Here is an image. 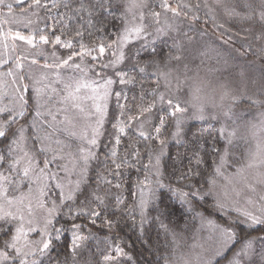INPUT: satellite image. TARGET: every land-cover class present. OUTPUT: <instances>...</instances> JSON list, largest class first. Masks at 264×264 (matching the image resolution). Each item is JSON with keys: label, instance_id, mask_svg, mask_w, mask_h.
Here are the masks:
<instances>
[{"label": "snow or ice", "instance_id": "1", "mask_svg": "<svg viewBox=\"0 0 264 264\" xmlns=\"http://www.w3.org/2000/svg\"><path fill=\"white\" fill-rule=\"evenodd\" d=\"M15 3L19 8L18 13L12 3L0 0V6L8 10V18L0 19V46L7 50L0 52V69H3L0 71V264H121L124 258L132 261L131 255L125 251L127 242L124 246L113 244L112 234L124 222L123 213H129L134 220L135 210L127 205L123 209L117 207L110 217L107 211L109 205L98 192L99 184L122 188V183L113 184V180L108 177H120L124 166L134 167L129 153L139 163L141 146L147 150L148 163L143 169H136L144 173V179L134 184V188L140 193L139 229L143 234L150 203L144 197L145 187H170L163 182L165 173L161 163L165 154L166 134L174 129L171 136L176 139L181 135L185 120L207 118L200 96L206 82L198 77H189L186 73L172 75L171 72L158 70L156 85L149 90L153 99L144 100V89L141 86L140 102L128 105L121 103L122 99L127 98L120 92H111V85L115 81L103 73L106 69H115L124 61L123 47L133 36L149 43L157 39L172 40L170 50L159 53V60L153 58L146 61L140 67V72L152 65L159 69L161 62L167 67L173 60L180 61L183 44L173 33L179 32V21L189 20V13H192L189 23L199 20L196 11L201 5H192L186 0H156L154 4L150 0H126L121 5L124 8L120 17L124 25L123 35L107 45L101 42L91 47L81 39L78 41L79 50L61 56L57 54L55 46L72 49V39L62 40L61 35L64 33L56 35L55 26L52 28V40L49 35L30 27L35 23L33 16L38 17L41 9L49 10L47 0H15ZM74 4L77 6L74 7ZM113 6V0H52L53 8L59 10L62 7L66 10L60 13L63 19L77 17L84 21V24L72 30V34L79 38H83L88 28L104 32L107 27L105 12L110 11ZM203 6L208 7L207 3ZM242 8L244 19L255 20L264 28V0H244ZM233 11L235 15H241ZM13 24L22 25L29 29V33L25 35L14 29L11 27ZM150 27L153 28L152 31H149ZM184 36L188 42L193 39L188 33H184ZM149 37L152 41H149ZM261 38H264V32L261 33ZM17 41L27 47L21 48ZM49 44L53 46L51 54L43 48ZM106 48L118 49V52H111L114 59L108 63L100 61L99 56L92 55L93 52H98L102 56ZM261 51L264 52V49ZM86 55L93 64L85 65ZM41 59L44 60L43 64ZM32 66L41 69L39 75L31 71ZM89 73L103 79V84H99L97 79L89 78ZM117 75L121 77V84L134 83L132 79L125 80L122 72ZM160 78L164 79L166 91H158ZM252 83L242 80L235 86L220 85L216 96L212 98V107L217 113L211 118H223L218 137L213 138L212 144L213 152L219 157L218 162H212V168L218 175L223 176L222 169L233 167L230 149L238 136L239 125H232L251 117L252 120L245 123L244 127L253 135L257 129L264 132V82L259 84L260 90L255 98L248 95V88ZM182 89L185 91L183 100L176 95ZM113 95L116 97L117 114L113 117L112 127L116 129V134L104 145L108 151L101 159L98 150L101 147L108 101ZM133 100L135 101V97ZM245 104L249 107L244 108ZM252 108L257 111L253 113ZM190 109L194 111L190 113ZM93 118L94 123H88ZM133 124L136 125L135 132L139 133L138 139L128 137V144L123 149V155H120L121 136L127 137L125 130ZM149 124L150 131L146 129ZM218 138L224 139L222 147L216 146ZM153 140L158 141L159 151L150 146L149 142ZM202 140L207 143V138L202 134H193L192 143L197 152ZM139 141H143V145ZM203 162V158L197 156L196 163ZM94 165L99 177L97 189L85 195L87 175ZM53 167L57 171H53ZM61 172L65 174L63 178L59 175ZM148 172H151L153 179H149ZM73 174L79 178L75 181L67 180ZM194 175L198 173L188 169L181 174L180 179H189ZM225 179L229 183L237 180L252 195L245 197L244 206H240L239 201L235 200L227 205L236 213L235 217L225 212L223 223L208 221L213 232L218 234L215 255L223 256L231 250L228 264H264V247L259 250L256 247L257 243L264 245V233L257 236L251 234L255 231V226L264 225V145L257 144L254 151H248L234 176ZM211 183L214 185L215 180ZM187 187L192 189L191 193L182 189L174 190L185 202L190 194H199V189L194 185ZM53 190H57L54 199L51 198ZM152 191L149 188V192ZM233 191H236V195L240 194L235 187ZM129 192L135 194L132 187ZM227 195L226 192L225 198ZM115 199L117 204L123 203L121 197L117 196ZM216 206L222 210L226 203L218 200ZM37 208L42 210L39 215ZM117 213L120 215L117 216ZM198 215L203 216L202 213ZM161 227L169 235L174 248L180 249L179 233L169 230L164 224ZM93 228L105 233L107 248L97 246L90 249L87 242L100 239L92 231ZM115 239L120 238L116 236ZM166 264L212 262L197 253L194 258L190 256L185 259L180 255L176 260L168 259Z\"/></svg>", "mask_w": 264, "mask_h": 264}, {"label": "rangeland", "instance_id": "2", "mask_svg": "<svg viewBox=\"0 0 264 264\" xmlns=\"http://www.w3.org/2000/svg\"><path fill=\"white\" fill-rule=\"evenodd\" d=\"M230 0H219V3H217V0H186V2L191 3L192 5H195L199 3L201 7L196 11V14L199 16V20L195 21L194 23H189V20L191 18L192 13H189V20H182L179 21V32L173 33L174 36H176L177 40L183 44V50L180 53L182 56V59L180 61H172L168 63L167 67L162 68L161 71L165 72H171L172 75L176 74H182L186 73L189 77H198L201 80H204L206 82V86L204 87L203 91L200 93L201 96V102L205 105V115L206 119L204 120H198L194 119L195 121L201 123L200 127L197 128V133L202 134L204 137L207 138V143H205L203 140L202 146H207V152L212 149V144L214 143L215 136L218 133V130L221 127L223 118L220 119H212L211 117L213 115H216L217 110L212 107V98L216 96V91L219 90L220 85H231L235 86L239 84L242 80L245 82H253L250 84V87L248 88V95H252L254 98L256 97L257 93L259 92V84L264 82V61L261 59H257L253 54L254 50L252 49V45L249 43L250 41L245 38L246 30L247 28H239L238 20L234 19L235 22L233 24L229 23V18L232 16V13H234L233 10L236 12V7H233L231 3H229ZM6 3H12L16 4L15 0H5ZM59 2V0H57ZM151 3H155L156 0H150ZM49 10L45 11L41 9L39 11L38 17L33 16L32 19L35 21L30 27L37 29L43 34L49 35V39L52 40V28L55 26L56 35H61L63 32L64 35H61L62 40L66 39H72L73 40V48L67 49L62 47L61 45H56L55 49L57 51L58 55L66 56L72 51L79 50V43L82 39V42L86 45H89L91 47L93 44L98 43H104L101 37H95L93 34L89 35L86 34L89 32V30H85V34L83 38L75 37L74 34H72V30L76 27H80L81 24L79 23V18L73 17L70 19H63L60 16V13L66 11L62 7L57 10L56 8L52 7V0H47ZM126 0H121V4H125ZM207 3L208 7H204L203 5ZM74 7L77 5H73ZM123 8V7H122ZM16 12H19V8L16 10ZM124 12V8H123ZM8 18V10L7 8L0 6V19H7ZM131 18V14H129V19ZM171 22V21H170ZM121 25V24H120ZM223 25V27H220ZM8 26L6 25L5 28ZM14 29L20 30L23 34L27 35L29 33V29H25L22 25H11ZM123 28L124 25L122 24L119 26L118 30V36L123 35ZM153 28H149V31H152ZM184 33H188V35L192 36L193 39L191 42H188L186 37L184 36ZM229 37H231L229 39ZM149 41H152V38H148ZM160 39L154 40L152 42H156ZM112 41V40H111ZM109 42L104 43L107 45ZM136 41V42H135ZM172 44V40H167ZM217 41V42H216ZM227 41V42H226ZM140 43L141 46L148 44L149 42H145L143 39H136L134 36L129 39V41L125 44L123 47V52L125 54V59L122 63L116 66L115 69L109 68L106 69L103 73L104 76L111 78L115 83L111 85V92L114 94L116 92H120L123 97H126L127 99L121 100V103H127L128 105H131L133 102L139 103L140 102V93H141V86H143L144 89V100L145 101H151L153 99L152 96H150V93L148 97L146 96L147 90L152 88V86L156 85V81L154 80H144L143 77L133 75L130 73V60L132 59V54L134 53L131 50V54L129 51L128 46L130 43ZM135 42V43H134ZM150 42V43H152ZM149 43V44H150ZM218 43V45L222 46L224 51H226L227 56H224L225 58L223 60H213L212 58V52H213V45ZM17 44L23 47H27L26 45H23L22 42L17 41ZM211 45V48H208V46ZM43 48L47 49L48 53L51 54L53 50V46L51 44L44 45ZM113 50L118 49H107L105 53L100 56L98 52H93V56H99L100 61L104 63H108L110 60L114 59V57L111 55V52ZM19 51V49H18ZM0 52H7L6 49H4L2 46H0ZM175 55V53H173ZM256 60H253V59ZM79 58H77V61ZM85 65H91L94 62L91 60L90 57L87 55L84 58ZM258 61V62H257ZM44 63V60L41 59V64ZM259 65V66H258ZM187 66V67H185ZM27 62H26V68L25 71H27ZM99 70V69H97ZM0 71H3V69H0ZM31 71L39 75V72L41 69L38 66H32ZM118 72H122L124 74V79H132L134 83L132 84H121L119 83L120 76L117 75ZM89 78L97 79L99 84H103V79L96 77L94 73H89ZM171 79V77H169ZM181 79H183V76H181ZM151 81V83H149ZM25 83H28V81H24ZM164 79L160 78V89L159 91L163 92L166 91L164 87ZM174 86V82H173ZM101 93L103 89L100 90ZM176 95H179L181 99L183 100L185 98V91L182 89L179 93H176ZM135 97V101L133 98ZM116 99L115 95L111 96L108 101V109H107V116L104 121L103 125V136L106 131H109L110 133L113 132V134H116V129L112 127V124L114 123V119L111 120V115L114 117L117 114V108L116 113L111 112V105L113 103V100ZM218 101V97H217ZM102 103V102H101ZM91 105V102H89V106ZM244 108H248L249 106L247 104L243 105ZM240 109H237L239 111ZM94 111V109H93ZM194 111L193 109H190V113ZM251 111L255 113L257 109L252 108ZM153 116V122L155 116ZM95 118H93L92 121H89L88 123H94ZM249 120H252L251 117H248L247 120H240L237 121L236 125H232V127H239L237 128L238 136L234 140V146L231 147L230 151L232 153L231 155V164L233 167H226L222 169L223 176L214 174L212 177V180H215V184H211L210 186V192L215 198V204L213 208H210L208 210H199V212L196 214V229H195V235L192 236V239L189 240L187 238L186 240H183L180 250V255H183L185 259L191 257H195L197 253L202 254L205 259H208L212 262V264L216 263L219 258L223 257L227 252L224 253L223 256H217L215 255L216 248L218 247V241H217V233H214L212 230V226L208 223V221H214L216 223H223L225 220L224 213L228 212L230 216L235 217L236 213L227 205L235 200L239 201L240 206H244L245 204V197L252 195L248 190L244 189L243 185L238 183L237 180H232L231 183H229L228 179H225V177H229L230 179L234 176L236 169H238L241 164L243 163V160L247 154L248 151H254L256 149L257 144L264 145V132H261L259 129L255 131V135L248 129L244 127L245 123H247ZM111 121V122H110ZM189 119L185 120V122H188ZM184 122V123H185ZM255 122V121H253ZM134 129L136 125L134 124ZM147 130H151V125H146ZM126 133L128 131V128L125 130ZM174 131V129L169 130V134H166V141L164 145V149L166 147V144L170 141V132ZM90 132V129H89ZM135 132V131H134ZM136 133V132H135ZM102 136V137H103ZM101 137V138H102ZM128 137H130L127 134V137L122 135L121 136V145L119 146V153L120 155H123V149L125 145L128 144ZM133 137V134H132ZM240 137H243L241 139ZM63 139V137H60ZM131 138V137H130ZM134 138V137H133ZM131 138V139H133ZM135 139V138H134ZM178 137L175 139L177 140ZM153 142H151V145ZM157 147L155 149L156 151H159V144L158 141H156ZM85 146H87L85 144ZM130 155V154H129ZM219 157L217 156L213 161L218 162ZM182 162L189 161L187 158L185 161H183V158L181 159ZM180 161V160H179ZM148 163V162H147ZM162 163V161H161ZM181 169H183V165H180ZM53 171H57L55 167L52 169ZM60 177L63 178L65 174L61 172ZM149 179H153L152 175H148ZM79 177L76 175H71L67 177V180L75 181ZM144 179V178H143ZM67 180L64 182L67 183ZM211 180V181H212ZM55 183V181H53ZM148 185L146 187V193H148L149 190ZM240 192L239 195H236V191H233V188ZM56 191L53 190L51 193V198H56ZM260 189L258 188V192ZM227 192V198H225V193ZM140 195V193L138 192ZM220 200L221 202L226 203V207L224 209H218L217 208V201ZM59 202V201H58ZM37 214H41L42 210L37 208L36 209ZM199 213H202L203 216L198 215ZM264 233V225H257L255 226V231H252L253 236H257ZM243 235V232H241ZM113 244H121V242H112ZM203 247H200V246ZM238 247V245H237ZM257 249H261L264 247V245H261L257 243L256 245ZM126 251V249H125ZM231 251V250H230ZM228 251V252H230ZM231 255L228 257H225V259L222 261L221 264H228V261L231 259ZM258 259V257H257ZM216 261V262H215Z\"/></svg>", "mask_w": 264, "mask_h": 264}, {"label": "trees", "instance_id": "3", "mask_svg": "<svg viewBox=\"0 0 264 264\" xmlns=\"http://www.w3.org/2000/svg\"><path fill=\"white\" fill-rule=\"evenodd\" d=\"M244 0H230L229 3L233 7H236V12L241 13L237 16L232 13V16L229 18V23L233 24L234 19L238 20L237 27L247 28L245 38H247L249 43L253 46L254 56L257 59H262L264 57V52L261 49H264V38H261V33L264 32V28L261 27L255 20H247L243 18L244 10L242 8ZM113 8L110 11L105 12L106 17V29L104 32H96L94 29L88 28L89 32L97 38L101 37L104 43L114 40L118 35L119 26L122 25L120 17L123 14V8L121 7V0H113ZM15 10L18 9L16 4H13ZM78 24H84V21L79 20ZM121 24V25H120ZM86 33V34H89ZM136 42V41H135ZM134 42V43H135ZM217 42V41H216ZM170 42L164 40H158L155 43H148L142 45L138 42L135 44L130 43L128 46L130 54L131 50L134 52L132 54V59L130 60V73L133 75H139L144 78V80H154L157 81V72L161 71L164 63L161 62L159 69L156 65H152L147 68L146 71L140 72V67L144 66L145 62L150 59H160L161 52H167L170 50ZM212 46L209 45L208 48ZM212 58L213 60H223L227 56L226 51L223 47L218 45V43L213 45ZM253 60H256L255 58ZM175 61V60H173ZM172 62V61H171ZM258 62V61H257ZM259 66V65H258ZM165 67V66H164ZM262 69H264L262 67ZM151 81L149 83H151ZM154 86H152L153 88ZM151 89V88H150ZM149 89V90H150ZM160 89V88H159ZM158 89V91H159ZM149 90L146 92V96L149 95ZM150 96H152L150 94ZM111 112L116 113V99L113 100L111 105ZM155 116V112L152 113ZM111 120L113 116L111 115ZM111 122V121H110ZM199 122L194 119H189L188 122L183 124V130L181 135L178 136V139L175 140L171 136L170 141L166 144L164 149V156L162 157V166L164 170L163 182L170 187L156 188L155 185H150L149 188H152L153 191L146 193V187L144 191L145 199L150 201L148 205V210L146 212L145 223L143 225V234H141L139 225H140V216H139V194L138 191L134 188V184L139 181H143L144 173L138 172L136 169H143V166L147 164L148 160L146 158V149L141 146V159L137 163L134 157H131V163L134 167L124 166L122 168V175L117 178L111 176L108 179L113 180V184L122 183V188H115L113 186L105 185L103 183L99 184L98 192L105 197L106 203L109 205L108 214L111 217L113 210L117 207L123 209L125 205L134 208L135 210V219L130 218L129 213H123V223L115 230L112 234V242H121L122 246L127 242V247H125L126 252H128L132 261H128L124 258L121 264H166L168 259L176 260L179 258L181 250L175 249L170 242V237L165 233L164 229L161 227V224H164L168 227L169 230L179 233L181 237V244L183 240L189 238L192 239V236L195 235V229L198 223H196V214L199 210H208L214 207L215 198L211 194L210 186L211 180L215 172L212 168V162L217 157V154L211 149L209 153L207 152V146H201L197 152L196 148L192 143L193 134L197 133V128L200 127ZM134 125V124H133ZM128 128L127 134L133 138V140L138 139L139 133H135L134 126ZM133 134V137H132ZM169 134V133H168ZM114 136L113 132L110 133L106 131L104 136L101 138V147L98 150V155L101 159L104 158V154L108 151L104 145L112 139ZM218 137V133L215 138ZM151 142L153 144L151 145ZM143 145V141H139ZM150 146L156 148V141H150ZM224 145V139L218 138L216 142L217 147H222ZM127 145L123 146L124 148ZM195 153V155H194ZM197 156L203 158V163L197 164ZM187 160L185 162H182ZM180 160V161H179ZM180 165H183L181 169ZM188 169H192L194 172H197L198 175L191 176L189 179H180L181 174L187 172ZM103 171V169H101ZM147 175H151V172H148ZM88 183L85 185V195L97 189L99 177L97 176L95 165L92 169L89 170L87 175ZM188 185H194L196 189H199V194L196 196L188 197V201H183L178 193L174 191L175 189H182L183 191L190 192L192 189L187 187ZM132 187V191L135 194L129 192V188ZM121 197L123 203L117 204L115 197ZM120 214L117 213V216ZM158 217V219H157ZM93 232H96L99 236V240H89L87 243L90 246V249H95L97 246L104 249L108 245L104 242L105 233L98 232L97 229L93 228ZM118 236L120 239H115ZM67 237H65V240ZM231 251L227 252L223 257L219 258L218 261L214 264H221L225 257L230 256Z\"/></svg>", "mask_w": 264, "mask_h": 264}]
</instances>
